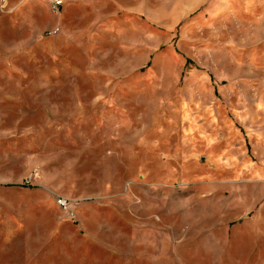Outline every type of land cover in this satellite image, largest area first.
<instances>
[{
    "label": "rangeland",
    "instance_id": "1",
    "mask_svg": "<svg viewBox=\"0 0 264 264\" xmlns=\"http://www.w3.org/2000/svg\"><path fill=\"white\" fill-rule=\"evenodd\" d=\"M53 1L0 0V264H264V0Z\"/></svg>",
    "mask_w": 264,
    "mask_h": 264
},
{
    "label": "built area",
    "instance_id": "2",
    "mask_svg": "<svg viewBox=\"0 0 264 264\" xmlns=\"http://www.w3.org/2000/svg\"><path fill=\"white\" fill-rule=\"evenodd\" d=\"M60 6H61V2L55 1V0L52 2V8H53V10L55 12H58L59 11ZM58 204H59V206L61 208L65 209V210H67L68 208H70L69 203L66 200H64V199H59L58 200Z\"/></svg>",
    "mask_w": 264,
    "mask_h": 264
},
{
    "label": "trees",
    "instance_id": "3",
    "mask_svg": "<svg viewBox=\"0 0 264 264\" xmlns=\"http://www.w3.org/2000/svg\"><path fill=\"white\" fill-rule=\"evenodd\" d=\"M19 187H20V188H28V187H29V188H31V187L33 188V186H19Z\"/></svg>",
    "mask_w": 264,
    "mask_h": 264
},
{
    "label": "crops",
    "instance_id": "4",
    "mask_svg": "<svg viewBox=\"0 0 264 264\" xmlns=\"http://www.w3.org/2000/svg\"><path fill=\"white\" fill-rule=\"evenodd\" d=\"M189 13V12H188Z\"/></svg>",
    "mask_w": 264,
    "mask_h": 264
}]
</instances>
